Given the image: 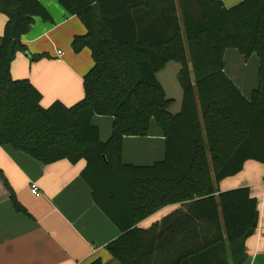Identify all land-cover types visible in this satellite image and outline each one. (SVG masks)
<instances>
[{
  "label": "trees",
  "instance_id": "16d2710c",
  "mask_svg": "<svg viewBox=\"0 0 264 264\" xmlns=\"http://www.w3.org/2000/svg\"><path fill=\"white\" fill-rule=\"evenodd\" d=\"M60 3L87 29L72 42L76 51L92 52L84 97L72 106L55 101L45 107L31 81L12 76L16 53L28 51L22 36L36 16L51 20V15L40 0H0L8 18L0 38V145L44 164L85 160L81 176L121 232L106 245L119 264H152L158 254L159 264H229L228 246L231 264H246V240L259 222L258 199L248 186L218 187L247 160L264 164V0H242L230 8L224 0ZM227 48L246 59L260 57V83L251 99L225 71ZM170 60L182 64L184 95L176 114L157 77ZM95 115L113 117L107 141L92 122ZM152 119L166 137L165 158L152 165L125 163L124 138L147 136ZM0 181L16 211L29 215L2 170ZM178 203L188 208L174 215L172 231L176 238L188 232L190 240L165 239L162 232L138 226Z\"/></svg>",
  "mask_w": 264,
  "mask_h": 264
},
{
  "label": "crops",
  "instance_id": "0c3cea01",
  "mask_svg": "<svg viewBox=\"0 0 264 264\" xmlns=\"http://www.w3.org/2000/svg\"><path fill=\"white\" fill-rule=\"evenodd\" d=\"M51 15V20L35 17L31 30L22 36L28 51H18L12 63L15 79H28L43 94L42 104L50 106L60 101L72 106L84 97L83 79L93 66L92 52L85 47L76 54L70 40L85 36L87 29L80 18L69 14L60 0H40ZM242 0H224L230 8ZM7 16L0 12V38L4 34ZM161 32L162 23L158 25ZM63 51L58 57V51ZM47 56L32 61L31 56ZM253 53L248 59L236 48H227L224 54L225 71L237 84L243 95L251 99L260 83V57ZM258 56L257 61H255ZM252 59V60H251ZM191 66V64H190ZM182 64L168 61L157 72L166 96L172 99L170 111L182 109L184 89L178 75ZM93 124L100 128L101 139L107 141L113 131V117L95 115ZM166 137L155 119H152L147 136H126L123 143V161L135 165H152L165 158ZM86 165L67 159L44 164L11 145H0V170L7 176L16 191L19 202L28 214L16 211L0 181V264H89L101 259L105 264H119L106 245L117 238L119 228L96 204L91 186L82 178ZM264 164L247 160L242 171L219 183L221 191L248 186L258 199L259 222L255 233L246 240V264H264ZM31 183H37L42 192L36 197ZM187 203L166 206L138 226L155 229L163 238L190 240L188 232L174 235V215L184 214ZM173 216V217H172ZM171 219L167 221L168 218ZM186 226V217L183 219ZM226 258L231 264L230 247ZM164 257V261L172 257ZM158 254L152 264H159ZM206 262V261H205Z\"/></svg>",
  "mask_w": 264,
  "mask_h": 264
},
{
  "label": "built area",
  "instance_id": "2783aa9c",
  "mask_svg": "<svg viewBox=\"0 0 264 264\" xmlns=\"http://www.w3.org/2000/svg\"><path fill=\"white\" fill-rule=\"evenodd\" d=\"M63 54H64L63 51L59 50L57 55L58 57H62ZM263 184H264V181H263ZM30 188H31L32 194H34L36 197L42 196V192L37 183H31Z\"/></svg>",
  "mask_w": 264,
  "mask_h": 264
},
{
  "label": "rangeland",
  "instance_id": "374dc122",
  "mask_svg": "<svg viewBox=\"0 0 264 264\" xmlns=\"http://www.w3.org/2000/svg\"><path fill=\"white\" fill-rule=\"evenodd\" d=\"M72 40H70V46H71V48L73 49V51L76 53V54H81L82 53V51L84 50V48L83 49H81L80 51H76L75 49H74V47H73V44H72V42H71ZM257 55V54H256ZM255 55V61H257V58H258V56H256ZM252 60V59H251Z\"/></svg>",
  "mask_w": 264,
  "mask_h": 264
}]
</instances>
